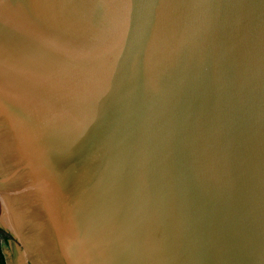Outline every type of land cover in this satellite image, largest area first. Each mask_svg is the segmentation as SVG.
<instances>
[{
  "label": "water",
  "instance_id": "95a60500",
  "mask_svg": "<svg viewBox=\"0 0 264 264\" xmlns=\"http://www.w3.org/2000/svg\"><path fill=\"white\" fill-rule=\"evenodd\" d=\"M5 264H264V0H0Z\"/></svg>",
  "mask_w": 264,
  "mask_h": 264
},
{
  "label": "trees",
  "instance_id": "16d2710c",
  "mask_svg": "<svg viewBox=\"0 0 264 264\" xmlns=\"http://www.w3.org/2000/svg\"><path fill=\"white\" fill-rule=\"evenodd\" d=\"M0 239H2L3 241H6V237L2 234L1 231H0ZM0 264H5L4 256L1 252V244H0Z\"/></svg>",
  "mask_w": 264,
  "mask_h": 264
},
{
  "label": "bare ground",
  "instance_id": "6f19581e",
  "mask_svg": "<svg viewBox=\"0 0 264 264\" xmlns=\"http://www.w3.org/2000/svg\"><path fill=\"white\" fill-rule=\"evenodd\" d=\"M11 261H12V264H22L16 254L14 255Z\"/></svg>",
  "mask_w": 264,
  "mask_h": 264
}]
</instances>
